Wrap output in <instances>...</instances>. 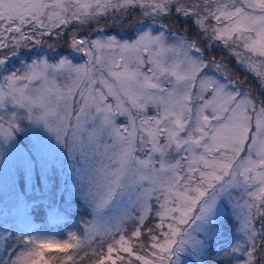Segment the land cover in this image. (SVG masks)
<instances>
[{
    "label": "snow or ice",
    "instance_id": "snow-or-ice-1",
    "mask_svg": "<svg viewBox=\"0 0 264 264\" xmlns=\"http://www.w3.org/2000/svg\"><path fill=\"white\" fill-rule=\"evenodd\" d=\"M25 27L87 61L26 63ZM9 39L0 264H264V0H0Z\"/></svg>",
    "mask_w": 264,
    "mask_h": 264
},
{
    "label": "rangeland",
    "instance_id": "rangeland-1",
    "mask_svg": "<svg viewBox=\"0 0 264 264\" xmlns=\"http://www.w3.org/2000/svg\"><path fill=\"white\" fill-rule=\"evenodd\" d=\"M41 31H46V30L38 29L35 33L36 38L39 39V43L34 44L31 42L30 44L27 43V46L22 45L20 59L24 60L26 63H31L33 60L42 58V59H46L49 63H56L60 59V57L67 56L69 59L73 61V63L83 64L87 61L88 57L85 56L83 53H77L74 50L69 49L68 37L72 35V31L63 36H60V35L55 36V34L51 35L54 37V39H49L48 37L50 35H48L44 37L45 38L44 40H42L43 37L41 38V35L39 34ZM113 31H119V30L116 29ZM80 35L91 36L92 30L87 31L86 29H80ZM122 35L124 39H128L127 35H124L123 33ZM119 38L120 37H118V39ZM62 40H67L66 47L64 46V43H61ZM8 43H9V48L7 50H0V55H10L12 52L16 51V49L12 46L10 39L8 40ZM215 53L223 54V56L224 55L229 56L231 58L230 60L234 63L235 68L238 69L239 72L241 71L242 73L241 72L240 73L242 75L247 76L248 80H251L252 82H254L256 86L258 87L257 81L254 79L253 75L250 72L246 71L243 66L237 64V58L233 56L229 52L228 49L224 48L223 45H220L219 47L213 50L212 54L216 58ZM217 60H223L227 62L230 65V69H229L230 74L238 79V77L234 75L235 74L233 71L234 67L233 65L231 66L232 63L230 60L226 58L225 59L221 58ZM20 66L21 65H20L19 60H14L13 64L11 65V67L13 68L20 67ZM246 87L249 89L247 83H246ZM65 156H66V153L62 155L60 159L64 160ZM67 170L70 172L71 170L70 166ZM81 205H82V202L73 204V211L75 212V215L65 217L63 220H60L58 223L47 222L48 221V217H47L48 210L43 209L42 211H40L34 216V223L38 227H48L49 229H51L52 233H56V232L66 233L69 230H76V229H70L67 225H69L70 223H76L79 225L81 214H84L86 219H91V216L87 214L90 210H86ZM229 211H231L230 208H229ZM85 264H87V262H85Z\"/></svg>",
    "mask_w": 264,
    "mask_h": 264
},
{
    "label": "trees",
    "instance_id": "trees-1",
    "mask_svg": "<svg viewBox=\"0 0 264 264\" xmlns=\"http://www.w3.org/2000/svg\"><path fill=\"white\" fill-rule=\"evenodd\" d=\"M82 29H84V28H82ZM87 31H91V29H86ZM24 32H25V34H27V35H30V36H33V39H31V40H29V41H27V43H34V44H37V41H39V39L38 38H36V36H35V34L33 33V31L30 29V28H25L24 29ZM69 32H71V31H67V33H69ZM55 36H59V35H55ZM63 36V35H62ZM43 37V39L42 40H44L45 38V36H41V38ZM49 39H54V37L53 36H49L48 37ZM66 41L67 40H62L61 41V43H64V46L66 47L67 45H66ZM216 54V53H215ZM211 55H213L212 53H211ZM216 58L217 59H221V58H223V59H228V60H230L231 58L229 57V56H227V55H224L223 56V54H216ZM231 61V60H230ZM231 66L233 65V71H234V75L235 76H237L238 77V79L239 80H241V81H243V80H246L247 81V84H248V87H249V89L252 91V93H253V95H255L256 93H257V90H258V87L256 86V84L254 83V82H252L251 80H248V77L247 76H245V75H242L239 71H238V69H236L235 68V66H234V63L231 61Z\"/></svg>",
    "mask_w": 264,
    "mask_h": 264
}]
</instances>
